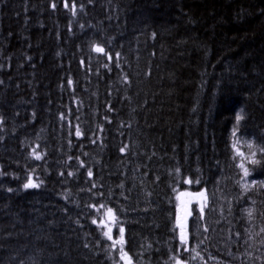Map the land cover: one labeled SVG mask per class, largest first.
I'll list each match as a JSON object with an SVG mask.
<instances>
[{"label": "trees", "instance_id": "16d2710c", "mask_svg": "<svg viewBox=\"0 0 264 264\" xmlns=\"http://www.w3.org/2000/svg\"><path fill=\"white\" fill-rule=\"evenodd\" d=\"M236 135L264 182V0H0V264H264Z\"/></svg>", "mask_w": 264, "mask_h": 264}, {"label": "rangeland", "instance_id": "374dc122", "mask_svg": "<svg viewBox=\"0 0 264 264\" xmlns=\"http://www.w3.org/2000/svg\"><path fill=\"white\" fill-rule=\"evenodd\" d=\"M251 143H252V140H250L246 136L236 135L233 137V146L235 150V155L238 158V164L241 165L243 163L244 166L249 169V175L247 176V183L253 182L252 178L250 177V167H249V163L253 157L252 155L253 152L251 151V147H249ZM184 199H185L184 204L187 208L190 203L197 202L199 199V196H196L193 194H184ZM185 232H187L186 229H185ZM252 253H253V250L252 248L249 247L247 255H246L247 262L243 261V258L241 256H239V259H240L239 261L244 262L245 264H256L257 261L254 260L252 256L250 257L248 256ZM207 262H210V261H207ZM207 262L206 264H208ZM212 263H209V264H212Z\"/></svg>", "mask_w": 264, "mask_h": 264}, {"label": "snow or ice", "instance_id": "6c2138e0", "mask_svg": "<svg viewBox=\"0 0 264 264\" xmlns=\"http://www.w3.org/2000/svg\"><path fill=\"white\" fill-rule=\"evenodd\" d=\"M65 6H67V5H65ZM53 7H55V5H53ZM74 7H75V5H73V8ZM94 50L96 52H98V53H103L104 52V49L102 47H99V46H96ZM117 56H118V54H117ZM108 59H112V57L109 55L108 56ZM242 118H243L242 115H238L237 116V121L241 120ZM77 134L79 135V129H77ZM249 147H251V145ZM261 151L264 152V149H261ZM33 155L35 156L36 159H40L41 158L39 154L35 153V151L33 152ZM252 155L255 156V153H252ZM251 162L253 164L259 163V161H257V160H252ZM240 167L243 169L244 176L247 177L249 175V169L246 168L243 163L240 165ZM89 175L91 176V172L90 171H89ZM185 182L191 184L194 181L191 180V179H188ZM195 182L196 183H199V180H196ZM252 184L254 186H258V187L264 188V182H256V181H253ZM39 186L40 185L38 183L34 182V180L31 177H29L28 180H27V182L23 185L24 189H34V188H38ZM244 187L247 190L248 184H245ZM9 191H12V189H9ZM181 195H183V193ZM199 195L200 196H203L204 194L203 193H200ZM201 211H203V208H201ZM111 212H112V210L109 209L108 210V213L111 214ZM251 214L252 213L250 211L249 212V215L251 216ZM93 222L95 223V221H93ZM178 224H179V227H180V240H181V243L182 244H186L187 243V234L185 232V226H184L183 223H181L179 221H178ZM123 231H124V229L121 228L120 229L121 236H123ZM261 231H264V229H262ZM105 235L108 236L109 239H111V236L108 235V233H105ZM121 251H122V249H121ZM125 258H126V254H122L121 259H125ZM178 264H179V262H178Z\"/></svg>", "mask_w": 264, "mask_h": 264}]
</instances>
